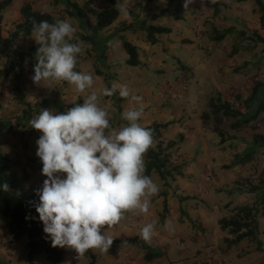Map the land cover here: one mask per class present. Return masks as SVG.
I'll return each instance as SVG.
<instances>
[{
	"label": "rangeland",
	"instance_id": "374dc122",
	"mask_svg": "<svg viewBox=\"0 0 264 264\" xmlns=\"http://www.w3.org/2000/svg\"><path fill=\"white\" fill-rule=\"evenodd\" d=\"M53 1L55 2L54 5L57 6L58 1ZM74 1L75 0H73V2L68 0L70 6L68 8L61 7L57 13L58 15L54 16V18L55 21L57 19H69L76 27L77 30L71 42L78 43L81 47V52L78 54L79 60H77V65L74 70L92 73L94 77L92 87L94 84L95 87H98L99 80H103L97 68L99 48L96 44L94 45V43L91 42L89 37L84 36V34L78 31V29H81L79 25L81 18L76 15L71 5ZM101 1L102 0H80V3L87 7L88 5L85 3L91 2L94 4V8L100 9L101 7H99V5ZM115 1L117 4V0ZM262 1L264 2V0ZM134 2L135 6L142 10V14L151 10L148 9V7L152 0H134ZM163 3L164 6H162ZM163 3L159 8L162 7L165 9L158 14L159 19H155L152 14H148V18H150V20H156V26L171 29V37L168 41H158L155 44L147 40L145 42L147 46H154V49H158V51H156L158 55L166 54L167 57L163 58V62L157 59L160 65H162L161 71H148L146 68L142 67L143 65L156 66L157 64V62H152L153 60L150 58L149 52L144 50L138 54V58H142L141 65H143L134 69L135 66L127 64L128 68H125L124 72H129L131 74L136 73L141 76L143 74L146 75L147 79H149V86L155 90L161 89L166 82H169V84H171V90L169 92L171 93V107L172 109L183 108L187 114L185 117H192L190 116L191 114H198L202 109H208V100L211 97L219 96L222 100L229 101L232 104L233 109L238 113L237 117L239 119L250 118L256 112L258 103L262 101L264 91V43L254 39V33L264 36V31L260 29L258 13L253 1L191 0V3H189L187 7H185V0H163ZM88 9H90L89 6ZM67 11H71V13L68 14ZM89 12L90 10H88V13ZM6 13L7 10L3 15H6ZM93 20L94 18L92 15L89 17L91 25ZM83 22L87 25L85 20ZM88 27L90 28V26ZM2 28L5 30V33L4 40L0 39V71L9 68L10 74L7 77H0V98L6 99L9 105H15V107L5 109L10 111L8 114L10 117L5 119L11 122L12 128L5 136L0 137V148L2 152L9 157L10 172L16 176L18 182L26 186L29 184L39 185V179L45 178L41 174L42 163L35 154L37 150L36 140L41 133L38 130L32 129L29 121L34 118V116L39 115L41 109H44L39 106L42 101L48 99L57 100V94H60V91L66 87V81H55L52 83L46 81L41 82L40 87L42 95L32 109V103L29 102L30 105L26 102L27 97L23 90L27 85L34 83L32 80V76L34 75L33 67L36 63L35 54L39 45L32 39V35L13 39L12 34L16 31V26L8 24L7 26L2 25ZM214 29L219 32L228 30V34L222 41L216 42L213 39ZM166 34H154V36L156 40H160L164 38ZM137 36L141 37L142 33H137ZM127 40L131 39H127L125 35L121 39V41ZM168 48L171 49L170 52ZM25 53H29V56H26ZM107 81L108 79H105L104 83H107ZM256 83L262 84V87L258 90L255 99L250 105L251 107L246 108L243 102ZM92 87L84 92H78L74 85L68 83L66 95L68 97L75 94L76 98H78L82 97L81 95L83 94L89 95L92 91H96L98 104L104 106L107 97H102V95H100V90ZM64 95L65 94H62L61 96ZM66 95L64 96L65 98ZM20 97H23V101L20 100ZM86 97L87 96L84 95L82 98L85 99ZM112 97L113 100H116L114 101L116 104L114 108L116 111L120 112V106H122L121 104L124 98L119 97L118 92ZM61 102L66 105H75V103L71 104L70 100H65V102H69L70 104L64 103L63 101ZM36 108H40V110L37 109L38 112H36ZM121 109H123V106ZM66 110L68 109H64L62 112ZM51 111L57 113L61 112L60 110ZM189 111H191V113H189ZM263 120L264 111L252 120L250 126L237 131L236 136L238 135L239 138L242 139L251 137L254 134L253 131L258 129L257 125L263 122ZM232 121H234L233 118H225L222 120L217 130H213L211 120L208 124L202 121L204 127H207L211 133L215 134L213 138L205 136L204 139L206 142H210L212 146L217 145L212 141L213 139L228 143L231 137L230 123ZM185 122L186 121H183V123ZM189 125H187L186 128L194 129L195 125L193 122ZM111 129H116V127L110 126L109 130ZM30 130L34 131L30 133ZM165 132H163L165 141L178 140V148L172 155L171 161L173 165H178L180 167V161L192 158L191 153L180 152V148L185 145L186 138L183 136V138L179 139L178 134ZM221 132L222 136L219 135ZM193 141H195V139L190 138L189 144L194 145ZM220 144L222 143H218V145ZM238 145V141H233L232 146H230L229 157L225 156L219 160L223 165V169H227L229 167L228 163L232 162L233 158L235 159L237 155H244V149L241 147L238 151ZM235 151L237 152L234 153ZM253 161L249 172L254 169V165L255 169L256 167L257 169L255 173L250 172L248 175H256L257 177L260 173V164L263 160L261 157L255 158L254 156ZM151 178L157 183L160 179L156 174H153ZM258 179L253 178V181ZM167 185V183H163L164 191L168 189ZM216 200L221 206V209L216 208L214 211L217 214L224 212L227 205L233 207L243 204L240 199H234L229 193L216 195ZM135 217L136 215L128 213L127 211L123 215V218L128 221H132ZM0 218L6 224V221L2 217ZM111 226L112 225H108L107 227ZM108 229L109 228L102 229V232L110 236V231ZM17 243L19 244L16 246V250L18 260L20 261L15 264H27L25 240L21 239ZM113 245L114 241L107 252L100 249H91L90 251L93 256L95 255L94 253L99 251L106 255L112 252L114 249ZM60 249L63 252L62 264H73L74 260H80L82 262L88 261L89 263V258L85 254L83 256H78L73 249L61 247ZM36 258L41 261L37 264H50L42 256L35 257L34 262Z\"/></svg>",
	"mask_w": 264,
	"mask_h": 264
},
{
	"label": "crops",
	"instance_id": "0c3cea01",
	"mask_svg": "<svg viewBox=\"0 0 264 264\" xmlns=\"http://www.w3.org/2000/svg\"><path fill=\"white\" fill-rule=\"evenodd\" d=\"M11 1L6 15H3L2 25L4 26L8 24L16 26L21 22L20 10L24 3H30L34 11L47 13L53 17L58 15L57 13L61 7L68 8L70 6L68 0H57V6L54 5L55 2L53 0ZM71 1L73 2V0ZM74 2L80 7L84 5L80 3V0H75ZM162 3L163 0H152L148 7L151 10L142 14V10L135 6L133 0L130 19L125 18L118 11V19L111 26L101 31H94L92 27L89 28L84 24V19L82 18L79 21L81 29H78V31L89 37L91 42L99 48L97 68L103 80H99L98 87H95L94 84L92 88L100 90V95H102V89L105 86L111 87L113 82L127 84L132 95L142 97L143 114L139 118L138 123L144 127L155 123H167L168 126L165 133L182 134L186 138L185 145L180 148V152L192 154V158L180 161L182 175L174 180H168V189L166 191L163 189V181L160 179L158 183L154 181L159 186V192L150 197V209L147 213H140L138 210H128V213L136 215L132 221L122 218L111 227H102V229L109 228L110 236L116 241H114V249L111 253L106 255L101 251L94 253L95 264H264V181L262 185H259V190L253 193L249 192L247 187L242 190H235L236 180L239 175L249 178L256 185L258 180L253 181V178L258 179L261 177L264 179V143H255L252 140L253 138H251L254 134H264V120L257 125L258 129L253 131L254 134L251 137L246 139L239 138L238 135L236 136L237 132L232 130L230 133L231 141L229 140L228 143L222 142V144L218 145L220 141L213 139L212 141L217 145L212 146L210 142H206L204 137L213 138L215 134L211 133L207 127H204L201 117L208 109H202L198 114H191L190 116L192 117H185L187 114L183 108L172 109L171 107V93H169L171 84L169 82H166L161 89L155 90L149 86V79H147L146 75L143 74L141 76L136 73L124 72V69L128 68V54L123 48L121 41L124 35L127 36V39H131L127 40V42L137 48L138 54L147 50L153 60L152 62H157L156 66H145L143 64L142 66V58L139 57L140 64L135 66L134 69L142 66L148 71H161L162 65L157 59L163 62V58L167 57L166 54L158 55L156 53L158 49H154V46H147L145 42L147 40V28L156 26V20H150L148 14H152L158 20V14L165 9L159 8ZM85 4L90 8V12H86L87 15L89 17L93 15L95 19V15L100 9L94 8V4L91 2ZM108 5L109 0H102L99 7L102 8ZM114 6L118 9L116 1ZM162 6H164V3ZM4 33L5 30L2 28L1 40H4ZM137 33H142V36H137ZM170 37L171 32L166 34L164 38L157 39V42L168 41ZM168 51L170 52L171 49L168 48ZM105 79H108L107 83H104ZM65 84L66 87L60 91V94H57L56 99L68 104L70 103L65 102V100H70L71 104H82V97L84 95L87 96V94H83L81 95L82 97L78 98H76L75 94L67 97L68 82L66 81ZM23 92L27 97L26 102H31L32 105L29 104L33 109L42 95L40 84L32 83L27 85ZM62 94H65L66 98L64 97L65 95L61 96ZM102 97L105 96L102 95ZM114 101L116 100H113L112 96L107 97L105 105L99 106L110 114V126H115L118 129L127 123L122 119L121 114L130 105L128 98H124L121 104L123 109L120 106V112H118L114 108L116 106ZM10 107L14 108L15 105H9L6 99L0 98V120H6L5 118L10 117L8 115L10 111L5 110ZM37 109L40 110V108ZM243 119H248V117ZM183 121L186 122L183 123ZM192 122L195 125L194 129L186 128ZM34 130H30V133ZM190 138L195 139L193 141L194 145L189 144ZM233 141L239 142L238 151L242 147L244 155H249V160L245 164H233V158V161L228 163L229 167L223 169V165L219 160L225 156L229 157L230 146H232ZM254 156L255 158L261 157L263 160L257 177L256 175H248L250 172L255 173L257 169V167L255 169L254 165V169L249 172L254 162ZM44 179L46 177L39 179V185L37 186L42 187ZM226 193H229L234 199H240L243 202L242 205H258L261 212L258 218V239L261 242V251H257L256 246L248 242H242L229 250H226L223 246V239L228 237V235L226 231H222L219 228L218 221L232 207L227 205L228 208L226 206V210L222 213L220 212L221 214H217L214 211L216 208L221 209L216 200V195ZM164 205L166 206L165 210ZM153 221H155L153 237L150 242H145L140 238V231L145 224ZM126 240L133 241L125 242ZM18 244L17 242H11V235L7 232L5 222L0 218V264H15L20 261L16 250ZM146 253H157V256L146 259ZM35 262L34 264H37L41 261L36 258ZM73 264H88V261L74 260Z\"/></svg>",
	"mask_w": 264,
	"mask_h": 264
},
{
	"label": "clouds",
	"instance_id": "9594fccd",
	"mask_svg": "<svg viewBox=\"0 0 264 264\" xmlns=\"http://www.w3.org/2000/svg\"><path fill=\"white\" fill-rule=\"evenodd\" d=\"M189 3L191 0H185V7ZM132 4L133 0H117L116 6L130 19ZM76 30L69 19L33 24L32 39L39 45L34 83L67 81L78 92L92 87V73L74 70L81 52L80 45L71 42ZM117 92L130 105L121 114L127 123L118 129L109 130L110 114L99 106L96 91L82 104L60 113L41 109L29 121L41 133L35 154L46 177L35 211L51 246L73 249L78 256L91 249L107 252L113 238L102 227L115 225L128 210L147 213L150 197L159 192L158 184L145 174L144 154L153 135L150 128L138 123L143 114L142 97L117 82L102 89L105 97ZM0 191L7 192L8 184H0ZM154 229L155 221L145 224L140 238L150 242Z\"/></svg>",
	"mask_w": 264,
	"mask_h": 264
},
{
	"label": "trees",
	"instance_id": "16d2710c",
	"mask_svg": "<svg viewBox=\"0 0 264 264\" xmlns=\"http://www.w3.org/2000/svg\"><path fill=\"white\" fill-rule=\"evenodd\" d=\"M253 1L256 11L258 13L259 26L264 31V2L262 0ZM11 0L0 1V39L2 33V21L3 14L7 8L11 5ZM74 8L76 15L86 21V24L92 27L94 31H101L111 26L119 16L118 9L114 6L115 1L109 0V5L100 8L95 15L94 24L91 25L88 12V6H78L75 2L71 4ZM68 14L71 11H67ZM21 22L16 25V31L12 34V38L28 37L32 35V28L34 23L47 20L49 23H54L55 18L47 13L40 11H34L30 3H24L20 10ZM170 29L161 26H149L147 28V41L155 44L157 42L154 34H166ZM213 39L216 42L222 41L228 34V30L219 32L214 29ZM254 39L261 43H264V36L254 33ZM123 48L128 54L127 64L130 66H137L139 64L137 48L127 41H122ZM29 56V53H25ZM10 69H4L0 71V77L8 76ZM262 87V84L256 83L245 99L243 104L246 108H250L251 102L255 99L258 90ZM23 101V97H20ZM40 107L49 110L70 109L71 105L63 104L60 100H44L39 104ZM208 111L204 112L201 117L204 122L212 121L214 130L218 129V126L222 123V120L233 118L234 121L230 123L231 131H240L244 127L250 126L252 120H254L258 114L264 111V91L263 99L257 105L256 112L248 119H239L238 113L233 109L232 104L229 101L222 100L219 96L211 97L207 103ZM168 124L155 123L146 128L152 130L153 143L147 152L144 154V160L146 164L145 174L152 177L156 174L164 184L168 180H174L176 177L182 175L181 169L178 165H173L171 157L178 148V140L165 141L163 132H165ZM12 124L10 121L0 120V137L5 136ZM222 136V132L219 133ZM183 138V135H179V139ZM232 137H230L231 139ZM253 141L255 143H264V134H254ZM223 142L222 140L220 141ZM249 155L236 157L233 164H245L248 161ZM264 179L261 177L258 179V184H254L249 178H245L239 175L236 180L235 190H242L247 187L249 192H255L259 190V185L263 184ZM7 183L8 191H0V217L5 221V227L7 232L11 235V242L16 243L21 239L25 240V246L27 249V264H34V259L37 256H42L50 264H62L63 252L60 247H52L51 241L48 236L43 232L42 222L39 221L38 214L35 211V205L39 202L38 192L41 187L36 184L24 185L18 182L16 176L10 172V159L4 154L0 148V184ZM228 208V206H227ZM166 206L164 205V210ZM261 212L258 205H240L232 207L227 210L224 217L219 219L218 226L222 231H226L228 237L223 239V246L226 250L238 246L242 242L252 243L256 246L257 251H261V242L258 239V218ZM116 241V240H113ZM133 240H126L125 242H132ZM89 258L88 264H95V259L90 250L85 253ZM157 253L145 254L146 259L156 257Z\"/></svg>",
	"mask_w": 264,
	"mask_h": 264
}]
</instances>
